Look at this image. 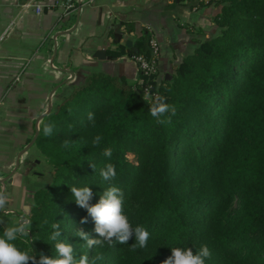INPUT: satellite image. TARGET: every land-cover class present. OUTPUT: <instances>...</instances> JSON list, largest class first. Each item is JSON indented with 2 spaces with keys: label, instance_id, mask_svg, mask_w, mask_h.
<instances>
[{
  "label": "trees",
  "instance_id": "16d2710c",
  "mask_svg": "<svg viewBox=\"0 0 264 264\" xmlns=\"http://www.w3.org/2000/svg\"><path fill=\"white\" fill-rule=\"evenodd\" d=\"M213 5L221 7L217 33L200 41L171 79L141 75V83L131 84L93 74L42 119L35 146L51 180L35 191L32 231L14 242L20 250L31 249L37 260L41 253L55 256L50 224L60 222L61 241L77 257L87 254L90 264L95 256L102 257L95 264H163L173 247L196 252L205 244L212 253L206 264H264V0ZM147 40L137 41V52L147 51ZM150 85L175 106L171 124L150 115L142 99ZM49 123L53 133L44 136ZM97 135L103 139L93 146ZM65 140L75 143L64 148ZM109 147L110 160L102 154ZM109 162L117 174L105 181L99 173ZM72 186L91 187L92 205L107 188H120L129 222L149 232L147 247L132 250L133 236L128 244L89 249L74 232L100 237Z\"/></svg>",
  "mask_w": 264,
  "mask_h": 264
},
{
  "label": "crops",
  "instance_id": "0c3cea01",
  "mask_svg": "<svg viewBox=\"0 0 264 264\" xmlns=\"http://www.w3.org/2000/svg\"><path fill=\"white\" fill-rule=\"evenodd\" d=\"M55 1L46 0L40 15L16 19L19 2L0 0V37L15 20L11 33L0 41L2 171L5 159L31 142L49 106L52 111L90 75L141 83L130 53L137 52L143 35L161 44L158 79L172 78L199 42L217 33L215 17L221 9L209 5L194 12L183 0H85L73 17L62 19V9L53 7ZM101 50L106 51L103 59L97 57Z\"/></svg>",
  "mask_w": 264,
  "mask_h": 264
},
{
  "label": "clouds",
  "instance_id": "9594fccd",
  "mask_svg": "<svg viewBox=\"0 0 264 264\" xmlns=\"http://www.w3.org/2000/svg\"><path fill=\"white\" fill-rule=\"evenodd\" d=\"M142 99L149 104L150 115L156 119L161 125L171 124L172 117L176 115L174 105L166 102V97L157 93L154 97L150 90L143 92ZM71 112V109H69ZM89 122L95 126V116L93 113L88 114ZM54 124H45L42 129L44 136L52 135ZM103 137L97 135L93 140V146H98ZM73 141L65 140L64 148H69ZM109 160L112 157L113 149L106 148L102 153ZM95 169V166L91 164ZM100 176L105 181H110L116 177V167L109 162L100 169ZM73 200L75 203L87 210L88 215L95 222V232L100 239H92L83 229H77L74 235L85 241L86 246L91 249L94 246H103L106 242L110 245L113 242L119 244H128L132 237H135V243L132 244V250L137 247L143 249L147 247L149 232L144 226H136L133 228L129 222L127 215L123 210V192L116 186H111L103 191L100 195L99 202L92 205L90 201L93 197L91 187H70ZM9 203V196L4 190H0V210H4ZM45 219L43 224H48ZM81 223H87V219H83ZM0 225H4V220L0 219ZM52 232L49 236L50 241H55L54 250L56 255L48 257L43 253L40 254L39 260L36 255L31 254V249L20 250L14 243L18 238H28L32 231V221L29 218L21 217L20 220L13 224H7L3 227V234L0 235V264H90L87 254L77 257L73 245L61 241V224L60 222H52L50 224ZM172 255L166 259L163 264H206V260L211 258V250L205 244L196 252L192 248H171ZM102 259L100 256L93 257L91 264H95L96 260Z\"/></svg>",
  "mask_w": 264,
  "mask_h": 264
},
{
  "label": "rangeland",
  "instance_id": "374dc122",
  "mask_svg": "<svg viewBox=\"0 0 264 264\" xmlns=\"http://www.w3.org/2000/svg\"><path fill=\"white\" fill-rule=\"evenodd\" d=\"M23 149L17 153H12L8 160L5 159V168L3 171L0 169V179L8 177L14 171L18 155ZM50 180V171L46 159L40 149L33 146L21 157L20 167L14 176L4 184L1 183L2 189L9 196V203L1 214L5 226L18 222L21 217L30 219L31 209L35 204V191L49 184ZM232 208H237L236 201H234Z\"/></svg>",
  "mask_w": 264,
  "mask_h": 264
},
{
  "label": "built area",
  "instance_id": "2783aa9c",
  "mask_svg": "<svg viewBox=\"0 0 264 264\" xmlns=\"http://www.w3.org/2000/svg\"><path fill=\"white\" fill-rule=\"evenodd\" d=\"M19 2L20 12L18 18H23L28 13L40 15L43 13L46 5V0H17ZM187 4L191 5L192 11L196 12L200 8L213 5L218 0H183ZM84 3L85 0H56L53 4L54 8L62 9L63 18L73 17L78 10V3ZM15 20L10 24V26L4 31L0 37V41L4 40L10 33L11 27L13 26ZM161 44L155 37H150L148 39V47L146 52H137L132 58L137 63L140 74L145 78L158 77L159 74V60L161 57ZM19 78H17V81ZM145 90H150L152 96L157 94V91L152 85L146 86Z\"/></svg>",
  "mask_w": 264,
  "mask_h": 264
},
{
  "label": "water",
  "instance_id": "95a60500",
  "mask_svg": "<svg viewBox=\"0 0 264 264\" xmlns=\"http://www.w3.org/2000/svg\"><path fill=\"white\" fill-rule=\"evenodd\" d=\"M127 45L130 46L131 45V41H128L127 42ZM106 54V51L105 50H101V51H98L97 53V57H99L100 59H103L104 58V55ZM102 56V57H101ZM166 80H169L171 79V76L170 75H166ZM51 112V105L49 106V109L48 111L42 115L39 119L42 120L46 115H48L49 113ZM39 121L37 123V129H36V134L35 136L33 137V139L31 140V142L19 153L18 155V158H17V162H16V167L14 169V171L8 175V177L4 178V179H0V183L4 184L7 180H9L12 176H14V174L18 171L19 167H20V159L21 157L27 153L36 143L38 137H39V132H40V127H39Z\"/></svg>",
  "mask_w": 264,
  "mask_h": 264
}]
</instances>
